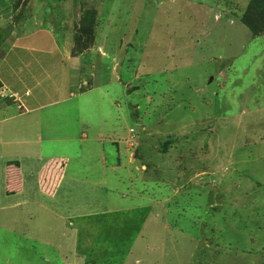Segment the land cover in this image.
Masks as SVG:
<instances>
[{
  "label": "rangeland",
  "instance_id": "1",
  "mask_svg": "<svg viewBox=\"0 0 264 264\" xmlns=\"http://www.w3.org/2000/svg\"><path fill=\"white\" fill-rule=\"evenodd\" d=\"M55 3L0 2L3 80L47 105L0 98V264H264V0Z\"/></svg>",
  "mask_w": 264,
  "mask_h": 264
},
{
  "label": "crops",
  "instance_id": "2",
  "mask_svg": "<svg viewBox=\"0 0 264 264\" xmlns=\"http://www.w3.org/2000/svg\"><path fill=\"white\" fill-rule=\"evenodd\" d=\"M0 2H3V0H0ZM6 11H3L1 14H2V16H0V19H4L6 16V13H5ZM41 33V32H40ZM33 35H34V38H36V34H34L33 33ZM38 37H39V35H38ZM23 41L25 40H27L26 42L28 43L27 44V46L30 48V51H36V49L34 50V48H35V44H34V42L32 41V40H30V39H22ZM21 42V41H20ZM38 42H40V39L38 40ZM22 46H26V45H23V43H22ZM27 46L25 47L26 49H28L27 48ZM38 47V46H37ZM40 50H42V48H40ZM7 54V53H6ZM0 65H3V60H0ZM12 76V75H11ZM0 80H1V82H2V88L0 89V98H6V97H3V92L6 94V96L7 95H9V98H11V101L12 102H14V103H18V110H19V113H18V116H22V115H24V114H26V113H31V112H33V111H39V110H41L43 107H46V106H40V105H38V106H32V107H29V105H27V103H26V100H28L29 98H31V96H32V94H33V91H32V89L31 88H26L25 90H24V93H22V95H21V91H19V89H15V90H11V88H9V86H11V85H8L6 82H5V80H3V72L2 73H0ZM74 80H73V84H74ZM24 85H26V84H24ZM26 87V86H25ZM25 87H23V88H25ZM12 88H14L13 86H12ZM20 88H22V87H20ZM64 91H65V88H64ZM13 96V97H12ZM23 96V98H24V101L21 99V97ZM3 104H4V102H2L1 104H0V111H2L3 112ZM52 105L53 104H56V102H52L51 103ZM4 121H7L6 119H4ZM3 123V116H2V119L0 120V124H2ZM41 137H43L44 138V136L42 135V134H39L38 135V138H40L41 139ZM52 139H54L53 137H52ZM10 142L11 143H16L14 140H10ZM0 143H3V140H2V137H0ZM2 145V144H1ZM11 161H15V162H17V163H19V169H20V167L22 168V162H21V160H11V159H8L7 160V167H8V164L11 162ZM45 161V162H44ZM63 162V163H62ZM40 164H41V168H40V172H39V177H38V180H39V187H40V190L43 192V193H45L46 195H49V196H51V197H55V195H56V193L57 192H59V187L60 186H57L56 188L57 189H55L56 191H50V192H48L47 191V189L45 190V188H46V185H42V183H41V180H40V175H41V173L43 172V171H45V170H47V174H46V177H47V179L48 178H50V177H52V175H54L55 176V178H57L56 179V181H57V184L59 185L60 183H62L63 182V184L64 183H66L65 181H67L68 179H67V173H66V171H67V168H68V164H69V159L67 158V157H62V156H58V157H56V156H54V158H45V157H41V158H39V167H40ZM10 166V165H9ZM12 167V166H11ZM39 167L37 168V169H39ZM8 169H10V167H8L7 168V173H8ZM23 169V168H22ZM21 169V170H22ZM21 170H20V175H22L21 174ZM6 172V171H5ZM23 172V174H24V171H22ZM23 176V175H22ZM22 176H21V180L23 179L22 178ZM8 176H7V174H6V178H7ZM8 181H9V178H7V180H5V183H6V191H7V184H8ZM49 188H51V189H53L54 187H53V185L52 186H50L49 185ZM20 192V191H19Z\"/></svg>",
  "mask_w": 264,
  "mask_h": 264
},
{
  "label": "trees",
  "instance_id": "3",
  "mask_svg": "<svg viewBox=\"0 0 264 264\" xmlns=\"http://www.w3.org/2000/svg\"><path fill=\"white\" fill-rule=\"evenodd\" d=\"M40 1H44L47 2L48 0H40ZM50 1H55L56 3H61V2H70V0H50ZM75 1V0H73ZM55 3V4H56ZM264 11V10H263ZM262 12V11H259ZM95 13L94 11L91 9H84L81 12V32L83 31L84 34L80 35L78 34L77 36V45L78 47H80V51L78 52H82L85 51L87 48L91 47L92 43H94L95 41V25L97 23H95L94 21V17ZM248 25L250 23H247ZM80 36V37H79ZM91 45V46H90ZM2 82L0 80V89L2 88ZM171 142H173L172 139H169L167 141H165L164 146H163V152L167 153L168 148L170 147ZM63 163V162H62ZM9 167L10 169H8V175L11 176L12 178L9 179L8 184H7V192L8 194H16L20 191L21 189V175H20V169H19V163L15 162V161H11L9 163ZM12 166V167H11ZM47 170L43 171L40 175V180L42 185H46L45 190L47 189L48 192L53 191V189L49 188V185L52 186L54 184L57 183L55 176L52 175V177L48 178L46 177V173ZM56 189V188H55ZM54 189V191H55Z\"/></svg>",
  "mask_w": 264,
  "mask_h": 264
}]
</instances>
